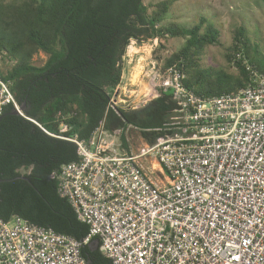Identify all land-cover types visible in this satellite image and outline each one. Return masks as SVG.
Instances as JSON below:
<instances>
[{
	"label": "built area",
	"instance_id": "1",
	"mask_svg": "<svg viewBox=\"0 0 264 264\" xmlns=\"http://www.w3.org/2000/svg\"><path fill=\"white\" fill-rule=\"evenodd\" d=\"M1 59L0 116L8 105L24 116ZM154 69L151 91H171L174 108L163 135L136 152L104 122L81 140L65 123L54 133L28 118L77 146L79 161L52 178L89 232L78 241L0 218V264H87L82 248L94 239L112 264H264V76L254 71L248 87L204 98L175 65Z\"/></svg>",
	"mask_w": 264,
	"mask_h": 264
},
{
	"label": "trees",
	"instance_id": "2",
	"mask_svg": "<svg viewBox=\"0 0 264 264\" xmlns=\"http://www.w3.org/2000/svg\"><path fill=\"white\" fill-rule=\"evenodd\" d=\"M170 6L162 3L149 12L145 0H0V55L14 61L4 78L25 107L24 116L14 114L13 105L0 116L1 219L20 216L78 241L89 232L68 200L59 196L52 178L62 166L79 161L77 146L47 135L28 118L54 133L65 123L66 135L81 140H88L104 122L109 130L123 129L126 149L129 127L138 129L149 145L163 135L157 129L169 121L174 108L168 95L146 109L111 107L131 41L184 39L164 66L175 65L186 75L184 86L204 98L248 87L254 71L264 76L260 51L251 54L244 28L236 31L226 55L237 75L204 67L207 48L221 45V31L208 16L192 27L164 24ZM39 53L47 55L42 66L33 63ZM91 243L82 248L87 264H112Z\"/></svg>",
	"mask_w": 264,
	"mask_h": 264
},
{
	"label": "rangeland",
	"instance_id": "3",
	"mask_svg": "<svg viewBox=\"0 0 264 264\" xmlns=\"http://www.w3.org/2000/svg\"><path fill=\"white\" fill-rule=\"evenodd\" d=\"M166 2L171 6L164 24L192 27L201 17L208 16L221 31V45L207 48L201 60L204 67L221 69L230 75L238 74L236 67L227 61L226 55L240 28L245 29V36L249 38L251 54L254 55V50L260 51L258 59L264 63V0H145V5L152 12ZM184 44L185 40L181 38L131 41L123 61L121 85L113 94L114 106L124 110L148 108L159 97L150 88L154 67L164 66L166 60ZM46 60L47 55L39 53L34 56L33 63L42 66ZM13 65L11 58L2 55L3 75ZM126 134L132 151L136 152L146 144L138 129L129 127ZM152 178L157 180L156 176Z\"/></svg>",
	"mask_w": 264,
	"mask_h": 264
},
{
	"label": "water",
	"instance_id": "4",
	"mask_svg": "<svg viewBox=\"0 0 264 264\" xmlns=\"http://www.w3.org/2000/svg\"><path fill=\"white\" fill-rule=\"evenodd\" d=\"M171 93L172 92L170 91L169 93H167V95H170ZM24 109H25V107L23 106L21 108V111H24ZM14 114H19V112L18 111H14ZM21 178L28 181V178H26V177H21ZM0 182H3V181H0ZM98 247H99V241L98 240H95L94 242L91 243V248L92 249H97Z\"/></svg>",
	"mask_w": 264,
	"mask_h": 264
},
{
	"label": "crops",
	"instance_id": "5",
	"mask_svg": "<svg viewBox=\"0 0 264 264\" xmlns=\"http://www.w3.org/2000/svg\"><path fill=\"white\" fill-rule=\"evenodd\" d=\"M13 61V60H12ZM14 62V61H13ZM2 69V68H1Z\"/></svg>",
	"mask_w": 264,
	"mask_h": 264
},
{
	"label": "snow or ice",
	"instance_id": "6",
	"mask_svg": "<svg viewBox=\"0 0 264 264\" xmlns=\"http://www.w3.org/2000/svg\"><path fill=\"white\" fill-rule=\"evenodd\" d=\"M133 43H135V42H133Z\"/></svg>",
	"mask_w": 264,
	"mask_h": 264
}]
</instances>
